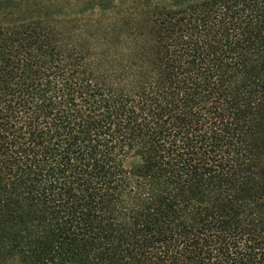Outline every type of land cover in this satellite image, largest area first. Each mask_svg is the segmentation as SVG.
<instances>
[{"label":"trees","instance_id":"1","mask_svg":"<svg viewBox=\"0 0 264 264\" xmlns=\"http://www.w3.org/2000/svg\"><path fill=\"white\" fill-rule=\"evenodd\" d=\"M0 264H264V0H0Z\"/></svg>","mask_w":264,"mask_h":264}]
</instances>
